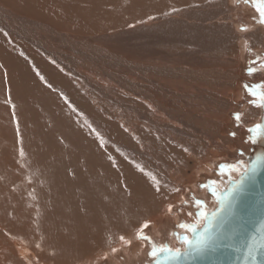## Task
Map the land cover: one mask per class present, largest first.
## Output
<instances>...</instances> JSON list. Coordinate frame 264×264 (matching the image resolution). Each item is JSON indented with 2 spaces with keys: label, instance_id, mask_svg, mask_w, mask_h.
<instances>
[{
  "label": "rangeland",
  "instance_id": "374dc122",
  "mask_svg": "<svg viewBox=\"0 0 264 264\" xmlns=\"http://www.w3.org/2000/svg\"><path fill=\"white\" fill-rule=\"evenodd\" d=\"M4 1L25 13L38 15L45 12L42 15L46 14L45 17H48V12L49 20L54 17L50 22L57 18L58 24L54 26H59L70 38L75 39L72 41L80 43L82 47L79 53H76L54 34L46 35L45 38L64 52L63 57L60 53L52 56L33 45L29 46L33 52L31 49L30 51L36 53L35 61L40 64L39 66L36 62L27 61L29 75L36 76V72L41 71L40 75L44 77V81L52 87H47L39 76L35 77L38 79L36 98L34 100L27 92L25 100L26 106L30 105L27 108H33L31 112L23 111L22 103L19 105V100L15 103L14 98L11 99L15 109L11 107L9 110L14 111L19 119L14 126L19 124L20 138L14 133L15 137L10 139V142L6 138L4 141L0 140V161L2 164H9L10 157L17 162L24 161L19 155L22 147L24 157L27 158L18 165L30 166V170H36L43 162L42 167L48 164L51 171L60 168L66 172L65 166L71 171L77 169L82 174L77 182L90 187L92 195L84 200L65 202L55 214L50 206L49 192L34 191L32 201L36 203L39 211L38 222L40 219L44 222L38 224V230L32 231L33 235H38L41 240L38 242L41 247L39 249L36 248L38 243L33 244L32 240L36 236L26 233L22 237L23 243H19V237L22 235L18 237L17 232L2 229L1 223L5 216L3 206L17 191L9 193L10 198L9 194L5 197L1 193L0 199L3 198L0 200V264H28L29 261L31 264H36V261H39V264H150L152 260L147 255L150 245L135 239L137 229L145 221L150 222V227L144 230V234L151 237L157 245L164 244L173 249L180 247L174 234H185L178 227L179 224L195 222V201H202L208 212L215 209L216 203L211 190L205 185L215 180L217 183L212 187L218 192L222 191L229 184V177L235 180L238 175L230 173L227 169L224 175H221V166H230L241 161L247 166L251 154L254 140L249 139L253 134L247 129L260 122L262 109L249 102L252 97L243 86L264 82V70L259 64L250 63L264 55V43L259 33L261 27L264 29V25L259 24L257 16L254 19L252 8L243 3L236 6L233 0H157L159 4L156 0H146L143 3L144 0H53L54 3L52 0H44L45 3L43 0H33L34 6L32 0L30 3L28 0ZM23 1H26L25 4ZM76 1H79L78 4ZM126 4L129 8L131 6V10L137 9L129 11L133 16L128 13L130 9ZM125 6L127 11L124 10ZM54 14L58 16L55 17ZM18 41L21 42V39ZM9 49L17 56L15 46ZM25 57L29 59L26 53L20 52L17 59L20 61L26 59ZM250 66L256 69L251 75L247 73ZM24 78H27V74ZM18 86L20 87V83ZM63 97H66L77 111L74 112ZM238 112L242 114L241 126H237L234 120V114ZM54 124H59L55 125L58 129ZM92 129L106 141L104 148L100 147ZM231 132L236 133L235 137L230 135ZM1 144L12 149L15 156L5 152ZM84 146L88 147V150ZM80 147H84L83 150H80ZM185 148L188 152L184 151ZM94 150L98 153L93 152ZM85 151L91 152L88 154ZM76 152L78 155L74 156L73 153L77 154ZM72 155L76 158V163L73 162L74 158L73 161L70 158ZM93 155V161L97 162L95 179L86 178V174H83L94 167L90 162ZM109 156L116 162L114 167ZM85 158L86 166L83 167ZM56 161H59L57 166ZM105 164L107 168L104 167ZM137 164L155 175L161 185L160 200L145 192L146 196H149L145 211L139 209L141 204L137 203L141 200L135 197L137 192L134 189L136 186L142 191H147L149 187L154 190L155 188L152 181L136 168ZM130 176L134 179H130ZM177 188L180 189L179 192L175 191ZM2 190L3 184L0 181V191ZM67 196L68 194L64 195L65 198ZM96 197H99L98 200ZM150 198L152 202L148 203ZM129 199L130 203H136L137 206H128ZM96 200H101V203L104 200L105 204L101 205ZM95 202L102 208H98ZM109 203L112 206H109ZM94 204L99 210L94 208ZM148 204L152 206L149 207ZM170 204L173 206L171 214L167 211ZM92 209L98 217L101 216L99 219H102V222L92 213ZM72 210L76 213L80 210L90 211L89 214L95 216L92 219L90 215V218L99 221H89L88 214V219H85L80 227V223L69 222L63 217ZM189 212H192L193 216H189ZM58 214L63 215L56 218ZM100 222L104 228L100 226ZM60 233H64V239L61 241L62 237L58 236ZM120 235L133 241L131 247L121 244ZM75 236L78 237L76 242ZM29 241L32 245L28 244ZM43 241L45 247H42ZM67 243L71 245L70 248H64ZM112 247L118 249L115 255L110 253ZM102 253L109 254L107 261L99 258Z\"/></svg>",
  "mask_w": 264,
  "mask_h": 264
},
{
  "label": "bare ground",
  "instance_id": "6f19581e",
  "mask_svg": "<svg viewBox=\"0 0 264 264\" xmlns=\"http://www.w3.org/2000/svg\"><path fill=\"white\" fill-rule=\"evenodd\" d=\"M44 1V0H43ZM53 1V0H52ZM61 1V0H60ZM83 1H86V0H83ZM82 1V2H83ZM88 1V0H87ZM95 1V0H94ZM124 2H125V0H123ZM127 1V0H126ZM140 1V0H139ZM142 1V0H141ZM140 1V2H141ZM146 0H144V1H142V3L143 2H145ZM151 1V0H150ZM155 1V0H154ZM153 1V2H154ZM159 1V0H158ZM158 1L156 0V2L158 3ZM24 2V1H23ZM26 2V1H25ZM25 2H24V4H25ZM28 2L30 3V0H28ZM32 2V4H33V0L31 1ZM46 1H44V3H45ZM49 2V1H48ZM56 2V1H55ZM62 2V1H61ZM63 2H65V1H63ZM77 2H79V1H76V3ZM90 2V1H89ZM92 2V1H91ZM123 2V3H124ZM133 2V1H132ZM146 2H148V0L146 1ZM50 3V2H49ZM53 3H54V1H53ZM67 3V2H66ZM39 4V3H38ZM59 4V3H58ZM57 4V5H58ZM65 4V3H64ZM75 4V3H74ZM78 4V3H77ZM86 4H88V3H86ZM92 4V3H91ZM109 4V3H108ZM110 4H111V2H110ZM109 4V5H110ZM115 4H117V3H115ZM153 4V3H152ZM159 4V3H158ZM157 4V5H158ZM28 5V4H27ZM26 5V6H27ZM35 4H33L32 6H34ZM43 5V4H42ZM53 5V4H52ZM62 5V4H61ZM73 5V4H72ZM80 5V4H79ZM82 5V4H81ZM108 5V6H109ZM143 5V4H142ZM154 5H155V2H154ZM28 6H30V4L28 5ZM39 6L41 7V4H39ZM45 6V5H44ZM68 6V5H67ZM73 6H75V5H73ZM93 6H95L94 4H93ZM126 6L128 7V4H126ZM125 6V7H126ZM156 6V5H155ZM43 7V6H42ZM55 7H57L56 5H55ZM63 7V6H62ZM78 7V6H77ZM77 7H75L74 8V10H76V8ZM127 7H126V9H124V10H126L127 11ZM144 8H145V5L143 6ZM154 7V6H153ZM158 7V6H157ZM157 7H155V9L157 8ZM22 8H24L23 6H22ZM46 7H44V9H45ZM53 8H54V5H53ZM65 8H66V6H65ZM73 8V7H72ZM81 7H79V9H80ZM83 8V7H82ZM123 8V7H122ZM129 8V7H128ZM130 8H131V6H130ZM129 8V9H130ZM32 9V8H31ZM40 9H42V8H40ZM50 9V8H49ZM134 9V8H133ZM132 9V10H133ZM136 9V8H135ZM134 9V10H135ZM23 10H25V9H23ZM43 10V9H42ZM58 10V9H57ZM60 10H62L63 11V9H60ZM95 10V9H94ZM115 10V9H114ZM123 10V11H124ZM131 9L130 10H128V13H129V11L131 12L132 11ZM139 10V9H138ZM248 10V9H247ZM253 10V9H252ZM37 11V10H36ZM38 11H40V10H38ZM45 11V10H44ZM46 11H47V9H46ZM51 11H53V9L51 10ZM61 11V12H62ZM72 11V10H71ZM135 11H137V9L135 10ZM151 11V10H150ZM24 11H22V10H20V9H17V8H15L13 5H11V4H9L8 2H6V1H4V0H0V29H2V31H0V140H2V141H4L3 139H8L9 140V142H10V139H12L13 137H15L14 136V133H16V127L14 126V123L16 122V120H19V119H17L16 118V113H15V119L13 118V112L12 111H10L9 109H11V105H12V100H11V104H8V103H5V101L9 98V96H10V98L12 99V98H14V100H15V103H17V100H19V105H20V103H22V105H21V107H22V109H23V111H26V112H31V110L33 109V108H27L28 106H30V105H27L26 106V97H27V92L29 93L28 95H30L34 100H35V98H36V95H35V92H36V89H37V78H35V77H37V75L35 76V75H29V69L30 68H28V65H27V61H28V63L29 62H33V63H35L36 61V56H35V51H34V54L32 53L33 52V50L31 49V48H29V46L30 45H33V46H35L36 48H38V49H41V50H43V51H45L46 53H48V54H52V56L53 55H55V54H59V55H61L62 57L63 56H65V54H64V52H61V50L59 49V48H57V47H55V46H53L52 44H50L47 40H46V38H45V36L46 35H49V34H52V36H53V34H54V36L56 35V36H58L59 38H60V40L63 42V44L66 46V47H68V48H70L71 50H73V51H75L76 53H79V51H80V49H81V44L80 43H76V42H74V41H72V40H75V39H72V38H70L66 33H65V31L63 32L60 28H59V26H54V24H56L57 23V18L55 19L56 20V22H54V21H52V23L50 22L51 20H53L54 19V17H52L53 19H51V20H49V13L47 12V16L48 17H45L46 16V14L43 16L42 15V13H45V12H42V13H39L38 15L37 14H33V13H30V12H24ZM55 12V11H54ZM85 12V11H84ZM96 12V11H95ZM133 12V11H132ZM51 13V12H50ZM53 13V12H52ZM58 13V12H57ZM127 13V12H126ZM141 13H142V11H141ZM143 13H145L144 11H143ZM154 13V12H153ZM76 14V13H75ZM78 14V13H77ZM130 14V13H129ZM128 14V15H129ZM134 14V13H133ZM253 14L255 15V13L253 12ZM57 15V14H56ZM56 15L54 14V16L56 17ZM66 15H67V13H66ZM69 15V14H68ZM90 15V14H89ZM93 15V14H92ZM95 15H97V14H95ZM119 15V14H118ZM117 15V16H118ZM120 15H122L121 13H120ZM132 15V13L130 14V16ZM153 15V14H152ZM52 16H53V14H52ZM58 16V15H57ZM70 16V15H69ZM82 16V15H81ZM101 16V15H100ZM115 16V15H114ZM133 16V15H132ZM51 17V16H50ZM62 17V16H61ZM72 17V16H71ZM84 17V16H83ZM125 17V16H124ZM59 18V17H58ZM70 18V17H69ZM77 18V17H76ZM117 18V17H116ZM118 18H120V17H118ZM257 18H259L258 16H257ZM60 19V18H59ZM93 19V18H92ZM97 19V18H96ZM125 19V18H124ZM118 20V19H117ZM117 20H115V21H117ZM59 21V20H58ZM83 21H85V19L83 20ZM91 21V20H90ZM124 21V20H123ZM123 21H120V22H123ZM126 21V24H127V20H125ZM148 21V20H147ZM82 22V21H81ZM149 22V21H148ZM88 23H90V22H88ZM118 23V22H117ZM125 22H123V24H124ZM58 24V23H57ZM121 24V23H120ZM122 24V25H123ZM126 24H124V25H126ZM78 25V24H77ZM80 25V24H79ZM118 25V24H117ZM114 26V25H113ZM59 28V29H57V28ZM118 27V26H117ZM125 27V26H124ZM88 28V27H87ZM94 28V27H93ZM104 29V28H103ZM120 29V28H119ZM120 31V30H119ZM78 32H79V30H78ZM123 32V31H122ZM5 33H7V35H5ZM75 33V32H74ZM259 33H261V35H262V41H263V43H264V29H262V27H261V29L259 30ZM72 34V33H71ZM80 34H82V33H80ZM76 35V34H75ZM88 35V34H87ZM91 35V34H90ZM44 38H43V37ZM51 36V35H50ZM71 36V35H70ZM74 36V35H73ZM117 36H118V34H117ZM123 37V36H122ZM21 39V42L20 41H18V39ZM53 38V37H52ZM101 38V37H100ZM117 40V39H116ZM84 41V40H83ZM90 41V40H89ZM51 42V41H50ZM53 42H54V40H53ZM60 45H62V44H60ZM88 45V44H87ZM11 46H15L16 47V52H17V56H15L14 54H16V53H14V52H11L10 51V49H9V47H11ZM101 47V46H100ZM30 49H31V51H30ZM64 51V50H63ZM20 52H24V53H26L28 56H29V59H23V60H20V61H18V59H17V57H18V55L20 54ZM10 55H12V57L10 56ZM58 55V56H59ZM243 56V55H242ZM39 57V56H38ZM37 57V58H38ZM41 60H42V58H40ZM45 59V58H44ZM48 59V58H47ZM58 59V58H57ZM71 59V58H70ZM38 60V59H37ZM46 60V59H45ZM44 60V61H45ZM43 62V61H42ZM48 63V62H47ZM36 64H38L37 62H36ZM89 64H91V62H89ZM39 66H40V64H38ZM44 65V64H43ZM30 67H31V65H30ZM39 68V67H38ZM46 68V67H45ZM59 68V67H58ZM41 69V68H40ZM39 69V70H40ZM62 69V68H61ZM33 70V69H32ZM38 70V69H37ZM42 70V69H41ZM60 71V70H59ZM44 72V71H43ZM57 72V71H56ZM40 73H42L41 71H40ZM65 73V72H64ZM25 74H27V78H24V75ZM34 74V73H33ZM55 74V73H54ZM58 74V73H57ZM66 74V73H65ZM69 74V73H68ZM67 75V74H66ZM64 76V75H63ZM39 78V77H38ZM74 82V81H73ZM18 83H20V87L18 86ZM76 85V84H75ZM74 85V86H75ZM79 87V86H78ZM37 93V92H36ZM42 93V92H41ZM17 94V95H16ZM237 94V93H236ZM240 95V94H239ZM237 96V95H236ZM238 97H240V96H238ZM33 103V102H32ZM45 103H46V101H45ZM17 105V104H16ZM49 109V108H48ZM62 113V112H61ZM57 115V114H56ZM58 116H59V113H58ZM58 116H56V117H58ZM17 117H18V115H17ZM52 117V116H51ZM60 118H61V116H59ZM62 119V118H61ZM65 121H66V119H65ZM68 122V121H67ZM66 123V122H65ZM55 125H57V126H59V124H54V126ZM4 126H5V130H4ZM11 126V127H10ZM55 128L56 129H58L56 126H55ZM56 129H54V130H56ZM212 129V128H211ZM53 130V129H52ZM59 130H61V129H59ZM213 130V129H212ZM217 130V129H216ZM215 130V131H216ZM217 132H218V130H217ZM216 132V133H217ZM44 133V132H43ZM45 133H46V131H45ZM44 133V134H45ZM73 133V132H72ZM28 134V133H27ZM44 134H43V136H44ZM218 134H219V132H218ZM217 134V135H218ZM77 135V134H76ZM74 137V136H73ZM37 138V137H36ZM69 138H70V136H69ZM69 138H67V139H69ZM71 139H72V137H71ZM35 140V139H34ZM39 141V140H38ZM67 141V140H66ZM75 141V140H74ZM1 142V141H0ZM37 142V141H36ZM46 142V141H45ZM53 142V141H52ZM58 142V141H57ZM73 142V141H72ZM35 143V142H34ZM47 143V142H46ZM59 143H60V141H59ZM70 143V142H69ZM32 144V143H31ZM36 144V143H35ZM38 144V143H37ZM48 144V143H47ZM66 144V143H65ZM73 144V143H72ZM77 144V143H76ZM10 145V144H9ZM33 145V144H32ZM52 145V144H51ZM70 145V144H69ZM7 146V145H6ZM31 146V145H30ZM29 146V147H30ZM64 146V145H63ZM74 146V145H73ZM82 146V145H81ZM85 146H86V144H85ZM84 146V147H85ZM88 146V145H87ZM92 146H94V145H92ZM97 146V145H96ZM95 146V147H96ZM1 147L3 148V150L5 151V152H7L9 155L11 154V155H13V156H15V153H14V151L12 150V149H8V148H6V147H4V145H2L1 144ZM14 147V146H13ZM34 147H36V146H34ZM38 147V146H37ZM54 147V146H53ZM56 147V146H55ZM54 147V148H55ZM84 147H80L81 149L80 150H83V148ZM89 147V146H88ZM88 147L86 148L87 150H88ZM16 148V147H15ZM65 148V147H64ZM68 147H66L65 149H67ZM70 148H72V147H69V149ZM90 148V147H89ZM92 148H94V147H92ZM25 149H26V147H25ZM30 149V148H29ZM28 149V150H29ZM37 149H39V148H37ZM47 149V148H46ZM79 148L77 147V150H78ZM95 149V148H94ZM97 149V148H96ZM156 149V148H155ZM41 150V149H40ZM101 150V149H100ZM99 150V151H100ZM47 151H49V149L47 150ZM73 151V150H72ZM92 151V150H91ZM90 151V152H91ZM97 150H94L93 152H96ZM43 152H44V149H43ZM54 152V151H53ZM62 153H63V150L61 151ZM70 152V151H69ZM75 152V151H74ZM86 152V151H85ZM84 152V153H85ZM90 152H86V153H90ZM51 153V152H50ZM77 153V152H76ZM81 153H83V151L81 152ZM80 153V154H81ZM96 153H98V151L96 152ZM158 153V152H157ZM32 154H34V153H32ZM32 154H30V155H32ZM36 154V153H35ZM48 154V153H47ZM51 154H53V153H51ZM71 154H72V152H71ZM74 154V156L76 155H78V153L77 154H75V153H73ZM61 155H63V154H61ZM68 155H70V154H68ZM83 155V154H82ZM39 156V155H38ZM47 156V155H46ZM64 156V155H63ZM101 156H103V155H101ZM106 156V155H105ZM49 157V156H48ZM58 157H60V156H58ZM66 157H68L67 155H66ZM80 157H81V155H80ZM79 157V159L81 160V158ZM94 155L92 156V159H90L91 161L90 162H92L91 164H88V165H91L93 168H92V170H89V171H87V172H84L83 174H86V178H96V170H95V167H96V163L93 161L94 160ZM27 158V157H26ZM25 157H23V159H24V161H26L25 159H26ZM29 158V157H28ZM42 158V157H41ZM62 158V157H61ZM64 158V157H63ZM69 158V157H68ZM70 158L72 159V161H73V155L72 156H70ZM83 158H84V156H83ZM19 159V158H18ZM36 159V158H35ZM45 160H46V158H44ZM58 159V158H57ZM60 159V158H59ZM66 159V158H65ZM64 159V160H65ZM75 159L76 158H74V161L73 162H75ZM34 160V159H33ZM43 160V159H42ZM89 160V159H88ZM117 160V159H116ZM9 161H10V163L8 164H2V161H0V181L2 182V184H3V190L2 191H0V194L2 193V194H4L5 195V197H7L6 195H8L9 193H12V192H14V191H17V192H15V195L10 199V201L6 204L5 203V205L3 206L5 209H4V213H5V216L3 217V219H2V223H1V227H2V229H4V230H8V231H10V232H17V235H18V237H19V235H22L21 237H19L20 239H19V243H23V241H24V238H22L23 236H25L26 235V233H28V234H31V235H33V232L32 231H34V230H38L39 228H40V223H44L41 219H40V222H38V219H39V215H38V213H39V211L37 210V206H36V203L35 202H33L32 201V197H33V193H34V191H39V192H49V194H50V196L48 197L51 201H50V206H52L53 208H51V209H53L52 210V213H53V211L54 212H56L55 214H57V210L62 206V204L64 205L65 204V202H68V201H78V200H84V199H86L87 198V196H89V195H92L91 194V192H92V189L90 188V187H88L86 184H83L82 182H77L78 180H79V177L82 175L77 169H72L73 171H71V169H69L68 167H66L65 166V169H66V172L63 170V169H60V168H58V169H56V170H54V171H51V169H49L50 168V166L47 164V166H49V167H47V166H45V167H42L43 165V162H41L40 164H41V167H39V166H37V164H36V166H37V168H36V170H30V166H22V165H18V164H21L22 163V161L23 160H19L18 162L16 161V159H12V157H10L9 158ZM23 161V162H24ZM41 161V160H40ZM39 161V162H40ZM77 161V160H76ZM82 161V160H81ZM104 161V160H103ZM27 162H29V161H27ZM26 162V163H27ZM32 162H34V161H32ZM37 162V161H36ZM70 162H71V160H70ZM69 162V163H70ZM83 162V161H82ZM89 162V161H88ZM58 163H59V161H58ZM58 163H57V161H56V166L58 165ZM61 163V162H60ZM76 163V162H75ZM86 163V158H85V162H84V164ZM109 163V162H108ZM25 164V163H24ZM34 164V165H35ZM72 164V163H71ZM113 164V163H112ZM116 164V163H115ZM32 165V164H31ZM33 165V166H34ZM73 165V164H72ZM81 164H79V166H80ZM82 165H83V163H82ZM81 165V166H82ZM87 165V166H88ZM125 165V164H124ZM84 166H86V164L85 165H83V167ZM118 166V165H117ZM116 166V168H118ZM98 167V166H97ZM104 167H106L107 168V166H106V164H105V166ZM112 167H114V166H112ZM76 168V167H75ZM77 168H79L78 166H77ZM100 169V168H99ZM109 169V168H108ZM121 169H123V168H121ZM86 170V169H85ZM110 170V169H109ZM124 170V169H123ZM105 171V173H106V170H104ZM114 171V170H113ZM61 172V173H60ZM120 172V171H119ZM124 172V171H123ZM109 173V172H108ZM111 173L112 174H114L115 173V171H114V173L111 171ZM111 174V175H112ZM117 174V173H116ZM120 174H122V172H120ZM137 174V173H136ZM71 175V176H70ZM105 175V174H104ZM70 176V179L68 178ZM108 176V175H107ZM107 176H106V178H107ZM118 177H119V175H117ZM116 176V177H117ZM123 176H125L124 174H123ZM109 177V176H108ZM112 177H114V176H112ZM115 177V178H116ZM118 177H117V179H118ZM131 177V176H130ZM105 177H104V179H106ZM128 178V177H127ZM73 179H74V181H73ZM108 179V178H107ZM117 179H116V181H117ZM130 179H134V178H130ZM76 180V181H75ZM46 181V182H45ZM112 181V180H111ZM116 181H114V182H116ZM136 181V180H135ZM113 182V181H112ZM111 182V184H113ZM110 184V185H111ZM116 184H118V182L116 183ZM116 184H115V188H116ZM134 185V184H133ZM135 185H137V184H135ZM144 188V187H143ZM133 190V189H132ZM134 191H136L137 193L135 194V197H139V199L141 200V202H139V203H137V204H141V206H139V209L140 210H144L145 211V209H147V207L145 206L146 205V203H147V200H148V198L147 197H149V196H146V194L147 193H149L150 195H151V197H154L156 200H160V198H161V193H157L153 188H151V187H149V189L147 188V191H142V190H140L137 186L135 187V189H134ZM115 192H117V190L115 191ZM145 192H147L146 194H145ZM111 193V192H110ZM1 194V195H2ZM65 194H68V196L65 198L64 197V195ZM140 195H142V196H140ZM11 196H10V194H9V198H10ZM133 197H134V193H133ZM3 198V197H2ZM1 198V199H2ZM97 198H99V197H96V199ZM0 199V200H1ZM8 199V198H7ZM112 199H114L113 197H112ZM128 199V198H127ZM138 199V200H139ZM146 199V200H145ZM91 200H93V199H91ZM94 200H95V198H94ZM98 200V199H97ZM96 200V202H100V201H97ZM134 200H135V198H134ZM139 200V201H140ZM4 201H5V198H4ZM112 201V200H111ZM115 201H117L116 199H115ZM130 199L127 201V203L129 202L130 203ZM152 202V199L150 198V200L148 201V203L149 202ZM154 201V200H153ZM6 202V201H5ZM95 202V203H96ZM137 202V201H136ZM157 201H155V203H156ZM90 203V202H89ZM94 203V202H93ZM102 203H104V200H103V202ZM102 203L100 202V204L102 205ZM119 203V202H118ZM121 203V202H120ZM92 204V203H91ZM90 204V205H91ZM105 204V203H104ZM103 204V207H105V205ZM108 204V203H107ZM110 204V203H109ZM116 205L117 203H113V205ZM122 204V203H121ZM123 204H125V203H123ZM130 204H132V203H130ZM128 205V206H130L131 208L136 204H132V206L131 205ZM137 204H136V206H137ZM144 204V205H143ZM152 204H154V202L152 203ZM96 205H98L97 203H96ZM119 205V204H118ZM142 205H143V207H142ZM149 205V204H148ZM157 205V204H156ZM159 205V204H158ZM94 206V208H96L95 207V204L93 205ZM109 206H112L111 204L109 205ZM152 205H149V207H151ZM92 207V206H91ZM121 207V206H120ZM129 207V209L130 210H133V209H131ZM142 207V208H141ZM93 208V207H92ZM93 208V209H94ZM98 208H102V207H99V205H98ZM98 208H96V210L98 209ZM123 208V207H122ZM127 208V207H126ZM135 209L137 208L138 209V207H134ZM93 209L91 210L92 211V213L93 214H96V212L94 213V211H93ZM151 209V208H150ZM60 210V209H59ZM90 210V209H89ZM95 210V211H96ZM99 210V209H98ZM69 211H71V210H69ZM89 212L90 211H88V212H86V211H84V210H80V211H78L77 213L76 212H74L73 210H72V212L71 213H68V214H58L57 215V217L56 218H58V216L59 215H63V217L65 216L66 218H67V221H69V222H73V223H80V227L81 226H83V224H84V220L85 219H88V218H90V215H91V213L89 214ZM140 212V211H139ZM55 214H52V215H55ZM88 214H89V217H88ZM38 215V216H37ZM141 215V214H140ZM35 216H37V217H35ZM48 216H49V214H48ZM56 216V215H55ZM94 216V215H93ZM92 215H91V217H92V219L95 217V216H97V214L93 217ZM36 219H35V218ZM54 217V216H53ZM88 217V218H87ZM138 217H140V216H138ZM48 218H50V217H48ZM55 218V217H54ZM61 217H59V219H60ZM99 218H101V216L100 217H98L97 216V219H99ZM59 219H57V220H59ZM91 218H90V220L89 221H99V220H101V222H102V219H99V220H97L96 218H95V220H92ZM61 220V219H60ZM88 221V220H87ZM52 222V221H51ZM58 222H60V221H58ZM101 222H100V226H102L101 225ZM53 223V222H52ZM104 223V222H103ZM38 224H40V225H38ZM51 224V223H50ZM53 224H57V223H53ZM53 224L51 225V226H53ZM59 224H61V223H59ZM59 224H58V227H59ZM66 224V223H65ZM97 224V223H96ZM95 224V225H96ZM49 225V224H48ZM66 226V225H65ZM91 226V225H90ZM99 226V227H100ZM50 227V226H49ZM56 227V226H55ZM61 227V226H60ZM107 227V226H106ZM51 228V227H50ZM62 228H64L63 226H62ZM61 228V229H62ZM102 228H104V226H102ZM1 229V228H0ZM54 229V228H53ZM60 229V230H61ZM65 229V228H64ZM46 230H48V228L46 227ZM59 230V229H58ZM72 231H79V232H81L82 230H74V229H71ZM47 231H45V233H46ZM51 232V231H50ZM58 232V231H57ZM64 232V231H63ZM65 233V232H64ZM63 233V234H64ZM35 234H37V233H35ZM61 234V233H60ZM63 234H61V235H58V236H60V237H62V235ZM46 235H47V233H46ZM33 236H36V237H33L32 238V240H33V244H35V243H38L39 241H41V240H39V237H37L38 235H33ZM17 237V238H18ZM55 238V237H54ZM67 238V236L65 235V239ZM36 239H38V240H36ZM57 239V238H56ZM58 239H59V237H58ZM64 239V237H62V239H60V241L61 240H63ZM12 240H14V239H12ZM55 240V239H54ZM68 240V239H67ZM74 241L76 242V241H78V237H74ZM13 242H15V241H13ZM17 242H18V240H17ZM44 242V241H43ZM47 242V241H46ZM63 242V241H62ZM71 242V241H70ZM40 243V242H39ZM38 243V244H39ZM50 243V242H49ZM28 244H30V245H32V242L31 241H29L28 242ZM56 244V243H55ZM64 244V243H63ZM68 244V243H67ZM22 245V244H21ZM29 245V246H30ZM51 245V244H50ZM70 244H68L67 246L66 245H62V247H64V248H66V247H69L70 248V246H69ZM77 245V244H76ZM45 247L46 245H45V242H44V244L42 245V247ZM79 246V245H78ZM73 247H74V245H73ZM34 248V247H33ZM41 248V247H40ZM39 248V249H40ZM48 248V247H47ZM36 249V248H35ZM62 249V248H61ZM75 249H76V247H75ZM74 249V250H75ZM81 249H82V246H81ZM80 249V250H81ZM67 250H69V249H67ZM73 250V249H72ZM71 250V251H72ZM79 250V251H80ZM84 250V249H83ZM42 251V250H41ZM65 251H66V249H65ZM70 251V252H71ZM51 252V251H50ZM59 252V251H58ZM64 254V253H63ZM67 254V253H66ZM68 254H69V252H68ZM60 257H61V253H60V255H59ZM66 256V255H65ZM62 258H64V256L62 257ZM57 262V261H56ZM59 262V261H58Z\"/></svg>",
  "mask_w": 264,
  "mask_h": 264
},
{
  "label": "snow or ice",
  "instance_id": "6c2138e0",
  "mask_svg": "<svg viewBox=\"0 0 264 264\" xmlns=\"http://www.w3.org/2000/svg\"><path fill=\"white\" fill-rule=\"evenodd\" d=\"M233 2L236 6H239L240 3L249 5L255 13L254 19L256 18V16H258L259 24L264 25V0H233ZM173 11H175V9H173ZM0 31H2V29H0ZM5 35H7V33H5ZM21 55H23V53H21ZM25 58L27 59V57ZM53 63L55 62L53 61ZM250 63L252 65L259 64V67L262 70H264V55L257 57L256 59L250 61ZM61 71H63V69H61ZM255 71H256L255 67L250 66L247 68V73L250 75L254 74ZM36 74L37 76L40 77L41 81H44V77L40 75L39 71H37ZM44 82L47 87L49 88L52 87L50 84H47L46 81ZM243 87L247 92V94L250 97H252V99L249 102L258 109H264V82L253 84L251 86L245 84ZM63 99L65 103H67L74 112L77 111L69 103L66 97H63ZM5 103L11 104L10 96L5 101ZM11 106L13 109H15V105H11ZM13 118L15 119L14 111H13ZM234 120L237 126H241L242 114L239 112L235 113ZM89 127L91 128V125H89ZM247 131L253 134L252 136L249 137V139L254 140L255 138L264 137V121L256 123L253 127H249ZM92 132L95 133L96 139L99 141L100 147L104 148L106 144L104 138L100 136L99 133H96L95 129H92ZM16 134L19 139L20 130L18 123L16 127ZM230 135L235 137L236 133L231 132ZM184 151L188 152V149L185 148ZM19 155L21 158L25 156L22 147L20 149ZM109 160H111L113 166H115L116 162L111 156H109ZM135 166L141 173H143L152 181L156 192L159 193L161 191V185H160V181L156 178V176L150 172H147L139 164ZM226 169L230 173H236L239 178L233 180L231 179L230 176L229 185L227 189L221 192H218L215 187H212L217 183L215 180L211 181L209 185H205V187L210 188L211 195L218 206L214 211L209 213L206 209L205 204L202 201L200 200L195 201V208L197 209L195 213V222L191 224L188 223L179 224L178 227L182 229L185 234L184 235L174 234L175 238L181 245L180 247L173 249L168 245H164V244L157 245L151 239V237L144 234V230L150 227V222L148 221H145L143 224H141L139 229H137L135 233V239L138 242H142V243H146L147 245H150V251L147 253V255L151 258L152 264H160V257L162 255L165 257L166 260L172 262V264H179V262L183 258H187L189 256H194L197 254H202L205 251H207L223 234L224 229L226 228V226L229 225L230 221L235 216V202L245 192L246 181L250 178V176L254 175L257 169V165L253 164L251 167H248L241 161L238 164H233L230 166H221L220 174L224 175ZM175 191L179 192L180 189L177 188L175 189ZM167 211L169 214H171V212L173 211V206L171 204L168 205ZM188 215L193 216V213L189 212ZM259 232H260L259 239L253 236L251 239V243L248 246L247 255L249 257L254 258L257 249L264 247V223H261ZM5 234L7 235L8 233ZM119 240L121 244L127 247H131L133 242L131 239H127L124 235H120ZM36 248H40V244H36ZM117 252L118 249L115 247H112L110 250V253L112 255H115ZM99 258L107 261L109 258V254L102 253L100 254ZM28 264H31V261H29ZM36 264H39V261H36Z\"/></svg>",
  "mask_w": 264,
  "mask_h": 264
},
{
  "label": "water",
  "instance_id": "95a60500",
  "mask_svg": "<svg viewBox=\"0 0 264 264\" xmlns=\"http://www.w3.org/2000/svg\"><path fill=\"white\" fill-rule=\"evenodd\" d=\"M261 121H264V109ZM253 164L257 165V169L246 181L245 192L235 202V216L223 234L207 251L183 258L179 264H264V247L257 249L254 258L247 255L252 237L259 239V228L264 223V137L255 138L252 142L247 166L251 167ZM217 206L216 204L215 209ZM160 264L172 262L162 255Z\"/></svg>",
  "mask_w": 264,
  "mask_h": 264
}]
</instances>
